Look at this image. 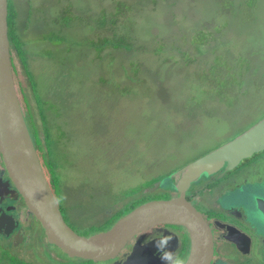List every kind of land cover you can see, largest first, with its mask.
<instances>
[{
  "label": "rangeland",
  "instance_id": "374dc122",
  "mask_svg": "<svg viewBox=\"0 0 264 264\" xmlns=\"http://www.w3.org/2000/svg\"><path fill=\"white\" fill-rule=\"evenodd\" d=\"M43 2L44 22L38 23L34 17L35 30H29L28 41L34 43L31 36L36 38L40 28L47 35L60 31L58 36L61 42L58 39V44H54L45 39L42 56L38 55L42 45L38 47V43L25 42L26 53H31L27 57L28 67H24L20 60H17V67L13 64L14 83L18 88L21 105L26 96L39 124L40 114L30 83L32 75L37 84L35 92L44 102L53 103L52 107H48L46 102L45 114L53 125L55 135L59 133V126H55L56 124L66 132V136L60 138L58 147L67 162L61 158V165L56 171L68 204H107V208L96 212L99 213L97 219L102 218L105 212L114 211L124 206L122 203L127 199L139 196L144 173L153 171L156 166L166 170V166L176 160L188 158L200 151L202 144L212 143L214 132L222 128L224 131V127L228 134L233 130L238 131L245 126L244 120L256 115L258 109L255 105L261 94L260 90H264V65L253 75L250 68L245 76L244 88L237 91L235 82L229 83L227 80L232 81V76L236 74L234 58L242 55L236 53L239 49L245 51L244 55L252 54L251 67L261 61L264 64V0H42ZM121 3L126 7L127 21L121 23L118 19L112 24L97 26L101 21L102 9L113 10L115 6L120 7ZM62 14L67 16L62 17ZM67 19H71V23L70 20L67 22L69 25L61 23ZM23 20L24 17L21 22ZM216 24H221L220 36L217 41L203 45L205 54L191 51L192 31L199 27L212 28ZM119 36L134 46L142 45L143 49L147 45L148 49L138 52L134 48H122V45L101 46L104 38L116 39ZM94 46L97 47L96 52ZM184 50L190 52H185L190 55L185 73L181 72L188 61ZM158 54H161V63L153 61ZM224 58L228 59L227 62L221 68L219 66V72L215 74L226 79L227 94L234 95L232 106L213 96L200 104L201 109H196L197 117H193L187 114V109H184L183 116L179 109L175 112L174 105H164L174 97H177L179 105H183L190 90L196 89L194 86L197 82L192 84L194 78H199L204 84L205 94L212 85L216 87L213 78L209 77L211 72L201 74L214 60L218 62ZM130 59L138 63V73H132L129 69L127 61ZM121 64L126 72L119 67ZM17 68L20 73H17ZM126 74L139 79L148 77L146 81L141 80L133 85V94H139L138 96L120 97V89L116 90L110 84L99 81V77L110 78L115 75L120 84L128 85L131 81ZM184 75L186 80L191 77L190 85L189 81L185 82L181 78ZM174 80L179 81L176 83ZM60 82L67 84L66 87L60 89ZM111 89L112 92L108 91ZM145 94H149V99H141V95ZM186 128H192L190 132L194 131L196 134H184ZM61 132L60 130V135ZM191 143H194L193 146L198 144L199 148H188L180 155L176 153L178 146H188ZM149 187L147 185L142 191V195L149 199L165 195L164 191L159 190L151 193L148 191ZM124 192V196L128 198H122ZM201 193L203 191L200 190L196 198H193V192L192 201L204 204ZM81 211L88 210L84 207ZM73 215L77 216L74 212ZM97 219L92 215L86 220ZM78 229L83 231L84 227L79 225ZM42 259L44 264H60L52 261L45 252ZM14 264L18 263L15 261ZM62 264L74 263L65 258Z\"/></svg>",
  "mask_w": 264,
  "mask_h": 264
},
{
  "label": "flooded vegetation",
  "instance_id": "af4514ba",
  "mask_svg": "<svg viewBox=\"0 0 264 264\" xmlns=\"http://www.w3.org/2000/svg\"><path fill=\"white\" fill-rule=\"evenodd\" d=\"M38 1L37 3L36 0H7L8 47L14 82L13 64L17 67V60L23 64L20 58L21 54L24 55L27 63V57L31 54L26 53L24 44L25 42L33 43V41H28V34L29 30H35L34 17L37 18L38 23L44 22V2ZM23 17L24 20L21 22ZM44 35L45 32L39 28L37 37L31 36L34 40L33 44L38 43V47L42 45V48H39V56H42L41 50L44 48ZM19 50H24V53L19 52ZM16 70L17 73H20L18 68ZM15 88L18 96L16 84ZM260 92L262 96L259 95L261 98H258V103L255 105L258 110L264 107V90H260ZM22 111L26 120L23 107ZM254 117L244 120V122L248 124L254 121ZM246 127L244 126L238 131L233 130L230 134L227 133L225 127L224 131L222 128V130L214 132L212 143L202 144L200 151L166 166L167 169L172 168L168 173L177 169L174 168L177 165L183 166L223 144ZM190 130L193 129L186 128L184 134L188 133L191 136L196 134ZM193 145L194 143L188 146H178L176 153L180 155L182 151L188 148H199L198 144ZM157 169L162 171L159 166L154 168V170ZM45 174L49 177V172L45 171ZM153 184L154 182L148 186L151 187ZM158 190L164 191L165 195L158 199L153 198V200L171 199L178 196V192L171 188L168 183L165 187L151 191V193ZM200 190L203 191L201 200L204 204H197L191 199L192 197L196 198ZM193 192L195 195L191 197ZM0 193V264H14L15 261L18 264H44L42 262L44 252L52 261L60 264L65 258L70 259L74 264L84 262L121 264L133 251L134 262L137 264H184L191 251V237L187 228L172 223H154L138 229L133 237L109 259L94 260L69 256L57 245L46 241L45 231L40 221L29 210L22 196L15 190V186L4 167L1 152ZM185 198L201 214L210 229L212 250L208 264H264V217L260 212L264 211V148L254 152L249 157L243 158L231 169L220 168L209 175H202L199 180L192 182L186 188ZM148 200L151 199L147 198L146 201ZM106 205L62 204L65 209L64 211L60 209V211L63 212L62 216L65 214L63 216L65 222L74 231L83 236H90L93 233L108 230L124 215L119 216L111 224L108 221L113 211L105 212V216L97 219L99 213L96 212L107 208ZM139 205L141 204H137L135 207ZM84 207L88 211H81ZM73 212L77 216H74ZM92 215L97 220H86ZM79 225L84 227L83 231L78 229Z\"/></svg>",
  "mask_w": 264,
  "mask_h": 264
},
{
  "label": "water",
  "instance_id": "95a60500",
  "mask_svg": "<svg viewBox=\"0 0 264 264\" xmlns=\"http://www.w3.org/2000/svg\"><path fill=\"white\" fill-rule=\"evenodd\" d=\"M263 148L264 116L223 144L155 181L148 189L151 192L168 183L178 192L177 197L143 202L106 231L90 236L78 234L62 216L17 96L9 57L7 0H0V152L4 167L15 190L40 221L46 241L57 245L69 256L109 259L138 229L154 223H172L184 226L190 232L191 251L184 264H208L212 250L211 232L201 214L185 198V190L202 175L220 168L231 169ZM260 212L264 217V211ZM133 253L121 264H137Z\"/></svg>",
  "mask_w": 264,
  "mask_h": 264
},
{
  "label": "trees",
  "instance_id": "16d2710c",
  "mask_svg": "<svg viewBox=\"0 0 264 264\" xmlns=\"http://www.w3.org/2000/svg\"><path fill=\"white\" fill-rule=\"evenodd\" d=\"M119 6L120 7L115 6V8L113 10L111 9L109 11H107L106 9H102V12H101L102 14H100L101 21L98 22L97 26H99V27L106 26L109 23L112 24L115 20H118V19L120 20L121 23H123L124 20L127 21V18L125 17V13L127 11L126 7H124V4H122V3ZM63 16L65 17L67 15L62 14V17ZM69 20L71 23V19H67L65 22H61V23L65 24V25H69L70 23L67 24V22ZM128 20H131V18H129ZM128 22L131 23V21H128ZM219 25H221V24L213 25L212 28L199 27V28L194 29L190 35V40L192 42V44L190 45L192 47L191 51H193V52L195 51L196 53H199V54H205L206 49L203 47V45L217 41L218 37L220 36L219 35L220 26ZM59 33H60V31L58 33L55 32L53 34L47 35V32H46L44 36H45V39L51 41L54 44H58L57 41H58V39L60 40V37L58 36ZM60 42H61V40H60ZM106 45L113 46V47H118V46L122 45V48H125L128 50H131L134 48L138 52L142 51L141 49H143L142 45L134 46L131 42H125L121 36H119V38H116V39L104 38L101 46L105 47ZM94 48H95L94 51L96 52L97 47L94 46ZM144 49H148L147 45L145 46ZM243 51L244 50H241V49L236 51V53H242V55H238L234 58V61L236 63V68H235L236 74L234 76H232V79H233L232 81L227 80V82H229V83L235 82V84L237 86L236 91L238 89L244 88L243 85L246 84L245 76L249 73L248 70L250 68H252L251 72L253 75V73L257 69H260L261 66L264 65L263 61H261L260 63H257L255 65L253 64V66L251 67V63H252V58H251L252 56L251 55L252 54L247 53L246 55H244L245 51L244 52ZM19 52L24 53V50H19ZM185 52H189V51L184 50L183 53H185ZM183 53L181 54L182 58L184 57ZM185 54H186L185 59L188 61L183 66V69L181 71L183 73H185V71L188 70V65L190 62V55L188 53H185ZM160 57H161V54H158L156 56V60H153V61H156L157 63H161ZM20 58L24 64V67H26L27 63H26V58L24 57V55L21 54ZM227 60L228 59H226V58H224L223 61L220 60L218 62H216L214 60V63L212 65H210L209 68L204 73L201 74V76H202V75H207L209 72H211L212 74H210L209 77L213 78L212 81L214 80V84L216 85V87L214 85H212L210 87V90H208L206 92L207 94L204 93L205 87H204V84H202L201 81H199L200 79L194 78V79H192V84L194 82H197L196 83L197 85L194 86V87H196V89L193 88L194 90L193 89L190 90L191 92H190V94H188L186 96L185 103L183 105L178 104L177 97H174L171 102L165 103L164 105H166V106H173L174 105L175 106V112L177 111V109H179V111L181 112V115L183 114V116L185 115L184 109H187V114L189 116H193V117H197L196 109H201L202 106L200 104L206 98H211L213 96L216 97V100L223 102V103L225 102L226 105L232 106L234 103V100H233L234 95L230 96V94H227V91H226L227 89H225V87H228V85H226V79H224V78L221 79L219 76H216V74H215V73L219 72V70H217V68L219 66L221 68V66L225 62H227ZM127 64H129V66H130L129 69L131 70L132 73H138V63H134V61L132 59H130L127 61ZM119 67L123 68V71L126 72V70L124 69V65L121 64ZM13 68H14V66H13ZM28 73H29V71H28ZM190 75H194V74H190ZM126 76L131 81L128 85L120 84L117 81V77L115 75H111L110 78H109V76L99 77V81H101L102 84L103 83L104 84L105 83L110 84L116 90H117V88L120 89L118 91L120 97H122V96H126V97L138 96L139 94H133V90H134L133 85H136L141 80L146 81L148 79V77L146 79H139V77L133 78L129 74H126ZM181 78H183L185 80V82L189 81L188 85H190L191 77L186 80V75H184ZM61 82H60L59 88L60 89L63 87L65 88L67 84H62ZM174 82H176V80H174ZM30 83L32 84L31 87H32V90L34 92L36 105L38 107V111L40 114V120H41L40 123L38 124L36 122L34 113H32L31 108H30V103L27 100V97L25 95H23L25 97H23V99H24V101H22L23 106L22 105L21 106L24 107V110L26 113V122H27V124H29L28 126H29L30 133L34 138V143H35V146H36V149H37L43 170H44V172L45 171L47 173L49 172V174H48L49 177L46 176L48 178L47 180L49 182V185H50V187L54 193V196L56 198V201H57L60 209L62 211H64L65 208L62 206V204H68L67 203L68 200L65 197L64 191L60 187V185H61L60 176L58 175L56 169L59 165H61V158H63L67 162L65 155L63 154V152H60L59 147H58L59 143H61L60 138L65 137L66 132L60 127L59 124H56L55 126H59V128H58L59 133H58V135H55V133L53 131V125L51 123H49V119H48L47 115L45 114V109H46L45 105H46L47 101L44 102L42 97L39 96L35 92V89L37 88V84H36L35 80L32 78V75H30ZM211 83H213V82H211ZM177 85H180V84L178 83ZM175 87L176 86L174 83V88ZM69 88H70V86H69ZM230 90H233V89H230ZM108 91L112 92V89L108 90ZM210 92H213L214 95L211 94ZM51 95H52V91H51ZM260 96H262V95L260 94ZM144 97H146V99H149V94L141 95V99ZM259 98H261V97H259ZM19 101H20V99H19ZM52 104L53 103H49V101L47 102L48 107H52L53 106ZM263 110H264V107H262V109L258 110L256 116L254 117L255 119L253 118L254 121L248 123L249 125L246 124L245 127L246 126L249 127L250 125L255 123L258 119L263 117L264 116ZM213 118L216 119V117H213ZM169 120L172 121L171 118ZM216 121H217V119H216ZM41 126L43 128H41ZM248 127H246V128H248ZM60 130L62 131L61 135H60ZM179 166H181V165H177L174 168H178ZM171 169L172 168H168V169L162 170V171L160 169H157V170H153L150 172L147 171L146 173H144L143 174L144 183H142V185L140 186V193L138 194L139 196L138 197L136 196L133 199H129V200L127 199L124 203H122V204H124V206H121V207L115 209L111 213L108 223L111 224L119 216H121V215L129 212L133 208H135V206L137 204H141L142 202L146 201L148 197H146V195H142L143 189L147 185L152 184L153 182L163 178L164 176H166L167 174L172 172L173 170L168 173V171ZM124 194H126V192H124L122 194V198H128L127 196H124Z\"/></svg>",
  "mask_w": 264,
  "mask_h": 264
},
{
  "label": "bare ground",
  "instance_id": "6f19581e",
  "mask_svg": "<svg viewBox=\"0 0 264 264\" xmlns=\"http://www.w3.org/2000/svg\"><path fill=\"white\" fill-rule=\"evenodd\" d=\"M249 207V206H248ZM34 215V214H33ZM254 218V217H253ZM256 219V218H255ZM258 224V223H257ZM259 225V224H258Z\"/></svg>",
  "mask_w": 264,
  "mask_h": 264
}]
</instances>
